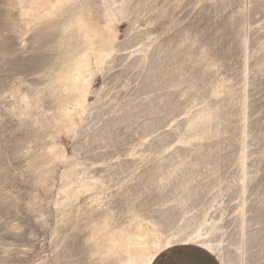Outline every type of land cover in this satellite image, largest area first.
Wrapping results in <instances>:
<instances>
[{
    "label": "rangeland",
    "instance_id": "rangeland-1",
    "mask_svg": "<svg viewBox=\"0 0 264 264\" xmlns=\"http://www.w3.org/2000/svg\"><path fill=\"white\" fill-rule=\"evenodd\" d=\"M62 1L0 0V264H264V0Z\"/></svg>",
    "mask_w": 264,
    "mask_h": 264
},
{
    "label": "bare ground",
    "instance_id": "bare-ground-1",
    "mask_svg": "<svg viewBox=\"0 0 264 264\" xmlns=\"http://www.w3.org/2000/svg\"><path fill=\"white\" fill-rule=\"evenodd\" d=\"M73 1V0H72ZM61 2V1H60ZM62 2H64V0L62 1ZM66 2V1H65ZM48 3V2H47ZM67 3V2H66ZM69 3V2H68ZM53 4V3H52ZM63 4V3H62ZM49 5V4H48ZM47 5V6H48ZM58 5V4H57ZM63 5H65V4H63ZM46 6V7H47ZM51 6V5H50ZM67 6V5H66ZM65 6V7H66ZM49 7V6H48ZM47 7V8H48ZM54 7H56L55 5H54ZM58 8H59V6H58ZM38 9H39V7H38ZM54 9V8H53ZM47 12H48V9H47ZM53 12V11H52ZM58 12V11H57ZM36 13V12H35ZM38 15V14H37ZM40 16H42V15H40ZM45 16V15H44ZM43 18V17H42ZM78 19V18H77ZM81 19H79L78 21H80ZM82 21V20H81ZM80 21V22H81ZM86 24H88V23H86ZM80 26H82L81 24H79ZM84 25V24H83ZM89 25V24H88ZM77 26H78V24H77ZM91 26V25H90ZM82 28V27H81ZM86 28H88V31H87V33H86V37L89 39V38H92V36H93V34H95V31H94V29L93 28H91V27H89V26H87ZM84 29V28H83ZM96 34H97V32H96ZM95 36V35H94ZM99 36V35H98ZM95 38V37H94ZM98 39V38H97ZM92 42H93V40H92ZM95 43H96V40H95ZM94 43V44H95ZM94 44H93V46H94ZM108 44H109V42L107 41V43H106V45H107V47H108ZM95 45H97V44H95ZM99 46V45H98ZM96 47V46H95ZM88 48V47H87ZM87 50V49H86ZM98 50H99V54L97 55L98 56V58H99V60L101 61H104L106 58H108V57H106V53L108 52V51H110L111 49H109V48H106V46H104L103 45V47H99L98 48ZM102 51V52H101ZM88 52V51H87ZM89 53V52H88ZM88 55L89 54H85V55H83V57H82V59L80 60V58H79V62L77 63V65H76V67H74V73H75V75L74 74H72L73 76L71 77V78H73V80L76 82V83H78V85L79 84H82V83H84V79H83V77H84V72L85 71H87V69H88V67L90 66V61H91V58H89L88 57ZM91 57H92V55H91ZM99 62V61H98ZM76 64V63H75ZM75 64H73V66L75 65ZM72 66V67H73ZM71 67V68H72ZM73 69V68H72ZM72 72H73V70H72ZM68 78H70V76H68ZM71 81H72V79H71ZM75 82H73L74 84H76ZM77 85V84H76ZM87 89V88H86ZM80 100V99H79ZM82 100V99H81ZM85 100V99H84ZM84 102V101H83ZM78 103V102H77ZM179 239H180V237H178ZM178 239V240H179ZM174 240V239H173ZM171 238H168V239H166L164 242H159V241H154L153 243H150V244H145V243H140V242H136L135 243V245L133 246V248H131L129 251H128V253H129V257L128 256H126V255H124V256H126V257H128L126 260H123L122 261V264H150L151 263V261L153 260V258L156 256V254H157V252L158 251H160V250H162V249H165L166 247H170V246H172L173 245V243H174V241H173ZM196 240V239H195ZM199 240H201V239H199ZM203 246H205V247H207L209 250L211 249V250H214L215 248H216V245L215 244H213L212 242H210V243H204L203 244ZM151 248H156L155 249V252H152V251H154V250H152L151 251ZM127 251V250H126ZM116 252H118L119 253V251H116ZM123 252H125V249H124V251H122L121 253H123ZM125 254V253H124ZM120 256V255H119ZM122 256H120V258H121ZM123 259V258H122ZM121 260V259H120ZM119 261V260H118ZM119 263H120V261H119Z\"/></svg>",
    "mask_w": 264,
    "mask_h": 264
},
{
    "label": "crops",
    "instance_id": "crops-1",
    "mask_svg": "<svg viewBox=\"0 0 264 264\" xmlns=\"http://www.w3.org/2000/svg\"><path fill=\"white\" fill-rule=\"evenodd\" d=\"M150 264H223L215 252L199 243L175 244L159 251Z\"/></svg>",
    "mask_w": 264,
    "mask_h": 264
}]
</instances>
